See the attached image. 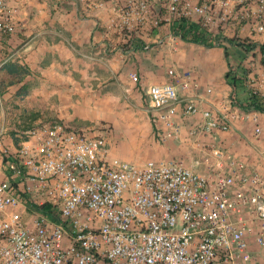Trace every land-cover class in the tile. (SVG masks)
Listing matches in <instances>:
<instances>
[{"label": "built area", "instance_id": "built-area-1", "mask_svg": "<svg viewBox=\"0 0 264 264\" xmlns=\"http://www.w3.org/2000/svg\"><path fill=\"white\" fill-rule=\"evenodd\" d=\"M5 3L0 0V42L15 31ZM111 5L119 33L164 23L175 25L179 38L226 51L264 50V0ZM245 58L252 63L251 55ZM166 75L144 93L158 141L183 137L178 114L201 118L193 136L230 132V97L213 102L212 90L189 71L171 67ZM254 95L264 99L258 89L250 90ZM15 135V144H5L0 131V264H252L254 221L256 243L264 247V171H248L243 161L226 166L222 148L213 150L214 169L201 174L181 159L115 162L106 136L61 120H39Z\"/></svg>", "mask_w": 264, "mask_h": 264}, {"label": "crops", "instance_id": "crops-1", "mask_svg": "<svg viewBox=\"0 0 264 264\" xmlns=\"http://www.w3.org/2000/svg\"><path fill=\"white\" fill-rule=\"evenodd\" d=\"M5 4L15 25L14 33L0 42V131L5 130V144L17 142L18 123L28 128L44 118L70 122L81 115L84 107L89 110L91 102L97 100V87L108 85L116 75L127 77L130 69L129 77L137 73L136 82L144 94L149 86L166 82L167 69L174 67L191 72L201 88H210L209 98L213 102L231 96L244 108L235 110L233 103L230 132L213 135H191L193 130L184 126L188 120L178 114L175 119L182 123L183 137L166 143L185 144L186 150L200 144L211 147L202 156L208 165L202 174L214 169L215 144H224L217 148L225 150L226 166L243 161L248 171H264V114L249 106L251 89L264 92V85L258 82L259 62H247L237 51L233 53L236 55L230 54L227 64L220 56L222 48L193 45L198 41L186 35L183 38L190 41L188 67L181 70L171 65L154 81H146L141 77L145 67L143 43L149 40L159 43L165 38L168 47L173 42L178 48L180 44L173 35L175 25L166 24L167 29L135 27L119 33L114 25L111 0H6ZM199 63L208 71L204 78L197 73ZM238 64L250 67L249 79L239 76V72H233L235 82L221 78L220 69L223 73L227 65L236 69ZM253 116L257 117V124L252 122ZM256 127L261 128L259 136H255ZM226 138H232V142L224 141ZM3 179L0 157V181ZM258 233L259 226L254 221L248 236L249 249L256 259L252 264H264V247L256 243Z\"/></svg>", "mask_w": 264, "mask_h": 264}, {"label": "rangeland", "instance_id": "rangeland-1", "mask_svg": "<svg viewBox=\"0 0 264 264\" xmlns=\"http://www.w3.org/2000/svg\"><path fill=\"white\" fill-rule=\"evenodd\" d=\"M167 27L168 26L164 23L160 26L162 29H167ZM173 35L177 39L176 42L180 44L178 48H175L177 46L173 42L170 44L173 46L168 47L165 38L159 43L158 40H149L143 43L145 67L142 69L141 77L145 78L146 81H154L155 77L164 74L166 69L171 65L181 70L188 67L190 60V54L188 52V48L190 47L188 43L190 41H188L187 37L179 38L176 32H174ZM227 44L233 46L234 42L231 40L227 42ZM193 45L203 46L202 43H193ZM192 51L196 52V49ZM237 51L238 50L235 49L230 51L222 49L220 56L225 59L228 64L230 54ZM238 53H240L239 55L242 57L251 55L252 63L258 62L261 56V53L256 51L246 54L242 51ZM245 59L246 58L243 60ZM198 66L199 70L197 73L199 77L204 78L208 74V71L203 67L202 63H199ZM237 66L238 67L235 69L227 65L223 73V70L220 69L221 78L224 77L226 80L228 74L239 72V76L247 80L246 78H248L249 73H251L250 67L247 68L243 64H238ZM129 72H127V77H119L116 75L117 77L113 78L114 80H112V82L110 81L108 85H99L97 87V100H93L89 105L88 109L90 112L88 114L86 113L89 110H86L84 107L82 111L84 114L81 112V115L78 117L75 116L70 122L61 120L68 125L88 128L94 133L106 136L109 157L115 162L122 161L141 165L148 160L181 159L187 166L202 174V171L208 168L202 156L204 152H209L212 148L208 145L200 144L198 147L196 146V148H189L186 150L185 144H170L158 141L155 136L156 128L152 121V116L148 111L145 95L137 82L129 77ZM229 97L232 99L231 96ZM233 101L236 105L235 110L243 111L242 107L244 108V105L241 102L239 103L236 99ZM47 119L49 120L51 118ZM47 119L44 118L40 120ZM21 121H23V119H21ZM21 121L19 120V122ZM200 121L201 118L195 116L184 122V126L191 130H197L200 126ZM18 124L20 128L16 127ZM18 124L14 126L17 128L15 134H19L27 128L26 125L22 126L21 123ZM245 124L250 125L247 122H242V125ZM224 141L232 142V138H226ZM197 143L199 142H195V144ZM218 145L223 146L224 144H215L216 148L214 147V149H217Z\"/></svg>", "mask_w": 264, "mask_h": 264}, {"label": "trees", "instance_id": "trees-1", "mask_svg": "<svg viewBox=\"0 0 264 264\" xmlns=\"http://www.w3.org/2000/svg\"><path fill=\"white\" fill-rule=\"evenodd\" d=\"M261 56H262L261 57L262 63L264 65V50L261 52ZM249 100H250V103H249L250 108L255 109L264 114V99L263 98H261L260 96L254 95L250 97Z\"/></svg>", "mask_w": 264, "mask_h": 264}]
</instances>
